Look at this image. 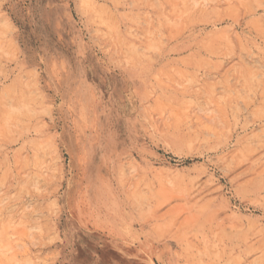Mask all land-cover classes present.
Instances as JSON below:
<instances>
[{"label": "rangeland", "instance_id": "1", "mask_svg": "<svg viewBox=\"0 0 264 264\" xmlns=\"http://www.w3.org/2000/svg\"><path fill=\"white\" fill-rule=\"evenodd\" d=\"M0 264H264V0H0Z\"/></svg>", "mask_w": 264, "mask_h": 264}]
</instances>
